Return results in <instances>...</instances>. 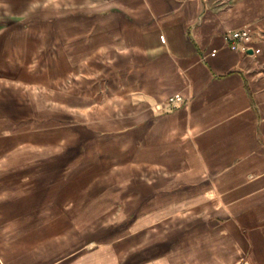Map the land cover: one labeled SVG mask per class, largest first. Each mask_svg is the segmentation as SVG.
<instances>
[{
  "label": "crops",
  "instance_id": "crops-1",
  "mask_svg": "<svg viewBox=\"0 0 264 264\" xmlns=\"http://www.w3.org/2000/svg\"><path fill=\"white\" fill-rule=\"evenodd\" d=\"M0 264H264V0H0Z\"/></svg>",
  "mask_w": 264,
  "mask_h": 264
},
{
  "label": "built area",
  "instance_id": "built-area-1",
  "mask_svg": "<svg viewBox=\"0 0 264 264\" xmlns=\"http://www.w3.org/2000/svg\"><path fill=\"white\" fill-rule=\"evenodd\" d=\"M250 29L248 27H244L243 29L232 31L226 35V41L233 49H240L242 51H246V47L242 48L245 40L250 36ZM168 103L174 105L175 107L181 106L185 103V99L183 96H175L171 97L168 100Z\"/></svg>",
  "mask_w": 264,
  "mask_h": 264
},
{
  "label": "water",
  "instance_id": "water-1",
  "mask_svg": "<svg viewBox=\"0 0 264 264\" xmlns=\"http://www.w3.org/2000/svg\"><path fill=\"white\" fill-rule=\"evenodd\" d=\"M251 52V51H250Z\"/></svg>",
  "mask_w": 264,
  "mask_h": 264
}]
</instances>
